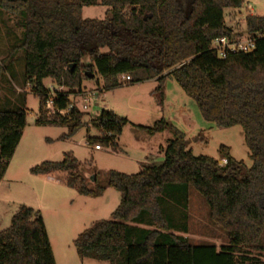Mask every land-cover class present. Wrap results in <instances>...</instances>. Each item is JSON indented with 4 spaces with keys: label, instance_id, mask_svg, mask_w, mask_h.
I'll use <instances>...</instances> for the list:
<instances>
[{
    "label": "trees",
    "instance_id": "16d2710c",
    "mask_svg": "<svg viewBox=\"0 0 264 264\" xmlns=\"http://www.w3.org/2000/svg\"><path fill=\"white\" fill-rule=\"evenodd\" d=\"M242 3L0 0V9L22 29V82L38 98L35 125L64 126L65 137L86 127L85 113L76 107L64 115L48 114L45 102L51 90L45 79L64 87L53 88V107L67 110L69 96L84 79L100 77L106 91L119 85L124 74L130 83L155 79L160 91L164 79L172 77L205 120L218 127L240 126L249 150L252 163L247 168L222 144L217 158L194 155L184 133L164 118L152 126L135 125L148 135L166 129L172 133L159 150L163 160L143 163L134 174L106 172V186L119 192V203L109 219L93 222L74 238L78 257L108 264H264V16L247 15L245 31H233L225 24L224 10ZM94 5L106 8L103 18H83L82 8ZM243 35L255 38L251 51L219 57L210 48L216 38ZM126 123L125 117L102 109L95 117L99 135L85 142L117 148ZM25 124L23 106L0 110V181ZM77 167L76 158L65 155L34 165L30 172H65V185L80 195L103 194L105 187H88ZM189 186L207 205L210 223L227 237L219 248L193 244L183 236ZM0 264H55L39 210L18 205L9 226L0 230Z\"/></svg>",
    "mask_w": 264,
    "mask_h": 264
},
{
    "label": "rangeland",
    "instance_id": "374dc122",
    "mask_svg": "<svg viewBox=\"0 0 264 264\" xmlns=\"http://www.w3.org/2000/svg\"><path fill=\"white\" fill-rule=\"evenodd\" d=\"M105 10L101 5L84 6L82 17L103 18ZM249 10L253 15L264 16V0H243L239 8H226L225 24L235 32H244ZM21 37L22 29L17 20L0 9V110L22 106L26 110V124L6 162L0 182V230L9 226L18 205L39 210L55 264H108L90 257H78L73 240L93 222L109 219L117 207L120 195L114 188L106 186L108 170L134 174L143 163L158 165L162 162L163 155L159 150L166 146L172 133L166 129L148 135L135 125L152 126L156 120L164 118L184 133L187 146L194 155L217 158V149L222 144L229 147L236 161H242L247 168L251 166L241 127H218L205 120L195 100L187 96L172 77H166L158 91L155 79L130 83L123 74L118 77L119 85L106 90L104 95L98 94L102 89L100 77L84 79L81 89H74L69 98L78 103L84 90L97 92L89 110L83 111L86 127L65 137L67 128L64 126L35 125L38 98L30 86L22 82L23 52L18 48ZM44 84L49 89H64L50 79H45ZM102 109L112 110L127 119L117 137V148L102 146L96 150L85 142L86 137L99 135L95 117ZM65 155L76 158L77 171L86 179L88 187H105L103 194L98 197L80 195L75 188L65 185V172H30L34 165L43 161H60ZM218 162L223 164L224 160ZM186 200L188 231L183 236L193 244L211 243L217 248L226 244L225 233L210 223L207 205L190 186ZM262 240L264 260V231Z\"/></svg>",
    "mask_w": 264,
    "mask_h": 264
},
{
    "label": "built area",
    "instance_id": "2783aa9c",
    "mask_svg": "<svg viewBox=\"0 0 264 264\" xmlns=\"http://www.w3.org/2000/svg\"><path fill=\"white\" fill-rule=\"evenodd\" d=\"M255 46V38L250 37L249 35H243L238 38H229V37H220L214 39L210 43V48L213 49L219 57H224L227 53H235V52H248L251 51ZM125 80L129 79V76H124ZM51 89V98L46 100L45 102V109L47 110L48 114H58L64 115L66 111L76 107L81 111H88L91 100L96 98V91L84 90L79 96V102H73L70 98L69 105L67 110H59L54 109L53 107V98L55 94L53 92V88ZM104 90L100 89L98 92L99 95H104ZM70 97V96H69ZM94 149H100L101 146L99 144H95L93 146Z\"/></svg>",
    "mask_w": 264,
    "mask_h": 264
},
{
    "label": "crops",
    "instance_id": "0c3cea01",
    "mask_svg": "<svg viewBox=\"0 0 264 264\" xmlns=\"http://www.w3.org/2000/svg\"><path fill=\"white\" fill-rule=\"evenodd\" d=\"M250 10H252V9H250ZM250 10H249V12L247 13V15H253L251 12H250ZM96 150H99V149H96ZM1 181H2V179H1ZM0 181V182H1Z\"/></svg>",
    "mask_w": 264,
    "mask_h": 264
},
{
    "label": "water",
    "instance_id": "95a60500",
    "mask_svg": "<svg viewBox=\"0 0 264 264\" xmlns=\"http://www.w3.org/2000/svg\"><path fill=\"white\" fill-rule=\"evenodd\" d=\"M89 76L91 77V74Z\"/></svg>",
    "mask_w": 264,
    "mask_h": 264
}]
</instances>
